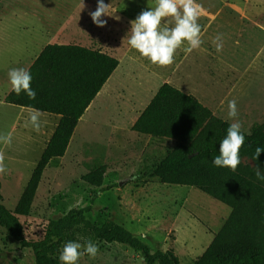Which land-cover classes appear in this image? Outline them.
Returning <instances> with one entry per match:
<instances>
[{"label":"rangeland","instance_id":"1","mask_svg":"<svg viewBox=\"0 0 264 264\" xmlns=\"http://www.w3.org/2000/svg\"><path fill=\"white\" fill-rule=\"evenodd\" d=\"M104 2L109 3L110 12L115 11L113 16L119 17L104 16V27L94 25L89 16L97 6L96 0H84L86 7L82 10L81 0H39L35 6L42 15H56L50 28L54 41L100 49L117 58L119 68L105 91L95 98L91 109L95 114L90 110L78 122L64 157L50 161L29 215L18 216L24 236L30 241L42 239L50 220L88 205L94 194L92 209L86 213L91 222L112 220L143 240L152 251L172 249L180 264H194L231 209L196 188L151 181L147 166L158 162L169 145L164 141V151L159 153L158 137L138 134L131 126L163 77L195 95L217 116L230 123L238 120L245 133L264 122V0H196L203 9L198 20L203 43L186 52L185 42L177 49L174 63L167 67L152 64L128 44L131 21L142 10L154 8L156 0ZM163 23L174 26L171 17ZM218 34L223 40L219 52L213 42ZM142 89L146 90L144 100L139 95ZM232 99L237 101L235 118L228 116V101ZM14 117L0 103V135L11 130ZM41 121L43 125L47 120L41 116ZM30 131L34 130L29 124L23 136L29 137ZM39 148L31 146L30 154L23 158L15 147L8 148L9 154L11 150L16 154L10 157L7 149L0 148L7 154V172L0 175V193L2 204L11 211L39 159ZM242 162L256 167L248 158ZM96 164L106 166L102 188L81 179ZM96 244V257L85 254L77 264H145L140 253L125 245ZM0 264H35L32 252L21 248L1 227Z\"/></svg>","mask_w":264,"mask_h":264},{"label":"trees","instance_id":"2","mask_svg":"<svg viewBox=\"0 0 264 264\" xmlns=\"http://www.w3.org/2000/svg\"><path fill=\"white\" fill-rule=\"evenodd\" d=\"M118 65L117 58L97 48L48 44L28 68L35 99L12 90L4 98L12 105L60 116L12 211L2 204L0 193V227L32 252L35 264H61L58 255L66 242L86 240L125 245L140 253L145 264H180L172 249L152 251L123 225L112 220L91 222L86 213L92 209L94 194L88 205L50 220L40 240L26 239L18 217L29 215L44 171L51 160L64 157L80 118ZM230 124L193 94L164 82L131 127L138 134L176 141L162 160L147 166L150 177L161 184L196 188L231 209L194 264H264V180L255 175L257 167L264 174V151L255 158V149L264 148V122L248 133L241 130L245 143L235 171L212 163ZM243 158L256 167L243 163ZM105 172L104 164H96L81 179L102 188Z\"/></svg>","mask_w":264,"mask_h":264},{"label":"clouds","instance_id":"3","mask_svg":"<svg viewBox=\"0 0 264 264\" xmlns=\"http://www.w3.org/2000/svg\"><path fill=\"white\" fill-rule=\"evenodd\" d=\"M97 6L94 11L89 12L92 23L98 27H104L107 20L104 16H113L115 11H109V3L104 0H96ZM86 5L81 0L80 10ZM203 14L202 6L196 3V0H156L154 8L142 10L135 20L131 21V35L128 44L131 48L147 58L152 64L161 67H167L174 63L177 49H180L185 42L188 47L184 49L191 52L197 49L203 43L201 25L198 23ZM171 17L174 26H168L163 21ZM119 19L118 16H113ZM216 50L219 52L223 48L222 34H218L214 41ZM11 90L20 95L26 93L29 99H35L36 92L31 87L32 76L30 70L26 68H12L8 72ZM42 113L38 109H31L28 113L29 124L33 130L39 132L42 127ZM228 116L235 118L238 116L237 101L235 99L228 101ZM241 123L237 120L229 125L226 136L220 141L219 155L215 156L212 163L216 167H227L235 171L240 164V149L245 143V135L241 131ZM0 142L6 146L12 143V134L0 135ZM264 148L255 149V158L257 159ZM5 153L0 150V175L7 172L5 164ZM255 175L258 179L264 180V174L257 167ZM99 251L98 245L86 240L83 244L77 241H68L64 244L59 255L62 264H77V261L83 256L95 258Z\"/></svg>","mask_w":264,"mask_h":264},{"label":"crops","instance_id":"4","mask_svg":"<svg viewBox=\"0 0 264 264\" xmlns=\"http://www.w3.org/2000/svg\"><path fill=\"white\" fill-rule=\"evenodd\" d=\"M38 1L39 0H0V76L2 77V79L0 80V86H2L3 89V93L0 95V103L7 111L13 112V114L15 115L14 125L11 130L8 131V133L12 134V143L10 146H6L1 142L0 148L2 150L7 149L8 155H6L9 157L10 155H16L15 153H13V150H11V154H9L10 151L8 150V148L10 147L19 149V156L23 158L30 154L31 146L36 145L38 146V148L40 147L37 154V158H40L60 119V116L58 115L41 112L42 117L47 121L43 122L40 131H30L28 135L29 137L23 136L25 131V125L23 122H26L28 120L27 116L31 109L4 102V98L11 91V84L8 78L9 70L12 68L21 67L28 69L40 54L42 49L48 44H76L60 43L54 41L55 34L52 33L50 28L51 23L56 20V15H42L39 7H35ZM41 39L45 40L44 44H41ZM118 68L119 66L112 73V75L110 76L111 79L109 78L107 80V82L104 84L95 98H97L105 91L104 87H106L108 82L112 80V77L114 76ZM162 79L163 82L160 84V86L164 82H168L171 84V82L169 81H164V77ZM158 88L156 89V91L158 90ZM145 91L146 90L142 89V93L141 91L139 92L141 100H144L145 98ZM156 91L154 92V94L156 93ZM154 94L151 96V98L154 96ZM95 98L88 106L82 117H84V115L95 106ZM151 98L147 101L145 107L147 106ZM143 109L140 111V113L143 111ZM94 114L95 113L92 112V115ZM138 116L135 118L134 122L136 121ZM51 117H55L53 118L54 120H52ZM82 117L80 119H82ZM33 133L35 135H33ZM157 139L161 145L158 151L159 153L161 151H164V141L169 145L170 149H172L176 145V141L173 139L164 137ZM36 142L38 144H36ZM165 155L166 153L161 156L160 160H162ZM148 178L151 179V181L158 182L157 178L150 177L149 175Z\"/></svg>","mask_w":264,"mask_h":264},{"label":"bare ground","instance_id":"5","mask_svg":"<svg viewBox=\"0 0 264 264\" xmlns=\"http://www.w3.org/2000/svg\"><path fill=\"white\" fill-rule=\"evenodd\" d=\"M113 78V77H112ZM111 79V78H110ZM111 81V80H110Z\"/></svg>","mask_w":264,"mask_h":264}]
</instances>
